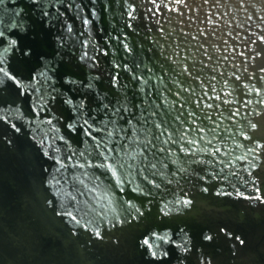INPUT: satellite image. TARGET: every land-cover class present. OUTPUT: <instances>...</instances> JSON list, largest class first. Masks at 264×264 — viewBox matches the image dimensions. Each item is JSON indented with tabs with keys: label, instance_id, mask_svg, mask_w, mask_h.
<instances>
[{
	"label": "water",
	"instance_id": "water-1",
	"mask_svg": "<svg viewBox=\"0 0 264 264\" xmlns=\"http://www.w3.org/2000/svg\"><path fill=\"white\" fill-rule=\"evenodd\" d=\"M0 264H264V0H0Z\"/></svg>",
	"mask_w": 264,
	"mask_h": 264
}]
</instances>
